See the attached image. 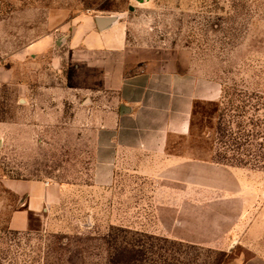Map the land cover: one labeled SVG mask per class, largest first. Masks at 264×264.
<instances>
[{"label":"rangeland","instance_id":"obj_1","mask_svg":"<svg viewBox=\"0 0 264 264\" xmlns=\"http://www.w3.org/2000/svg\"><path fill=\"white\" fill-rule=\"evenodd\" d=\"M117 15L129 22L132 41L150 48L147 57L158 49L160 62L179 70L190 63L221 86L219 100L195 105L190 137L178 149L264 176V0H0V40L19 31L29 39L36 21L40 38L51 19L72 28L83 16ZM0 64L10 65L1 56ZM38 64L44 103L32 111L20 112L14 87H0V264H234L264 254V180L256 213L230 248L159 236L154 184L134 166L121 167L110 193L92 188L91 116L69 99L49 102L44 91L62 79L71 84L73 65L56 77L45 59ZM7 179L59 183L66 196L32 217L30 231L13 232L8 221L24 200Z\"/></svg>","mask_w":264,"mask_h":264},{"label":"crops","instance_id":"obj_2","mask_svg":"<svg viewBox=\"0 0 264 264\" xmlns=\"http://www.w3.org/2000/svg\"><path fill=\"white\" fill-rule=\"evenodd\" d=\"M98 17L114 21L101 30L97 17L83 16L72 28L64 20L53 25L51 19L47 34L40 38L36 21L29 39L23 40L20 31L4 36L0 56L10 65L0 64V87H14V101L20 112L27 113L44 103L38 94L42 85L36 80L39 61L45 59L56 77L57 70H66L71 63V84L62 79L44 91L49 102L69 99L91 116L92 188L110 193L121 167L134 166L135 174L154 184L153 224L159 236L212 248L237 245L247 217L256 213L264 176L197 159L176 146L190 137L195 105L220 99V84L193 71L190 63L179 70L177 63L160 62L158 49L147 57L150 48L132 41L123 16ZM4 183L24 200L8 221V229L18 233L30 231L31 218L51 212L67 191L51 181ZM234 264H264V254Z\"/></svg>","mask_w":264,"mask_h":264},{"label":"water","instance_id":"obj_3","mask_svg":"<svg viewBox=\"0 0 264 264\" xmlns=\"http://www.w3.org/2000/svg\"><path fill=\"white\" fill-rule=\"evenodd\" d=\"M113 21L114 18H101V17L96 18V24L98 28L101 30L107 28Z\"/></svg>","mask_w":264,"mask_h":264}]
</instances>
